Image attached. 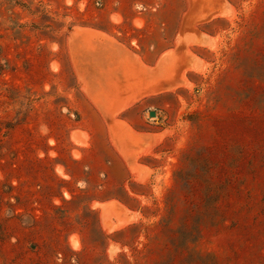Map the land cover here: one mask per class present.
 Segmentation results:
<instances>
[{
	"label": "rangeland",
	"instance_id": "obj_1",
	"mask_svg": "<svg viewBox=\"0 0 264 264\" xmlns=\"http://www.w3.org/2000/svg\"><path fill=\"white\" fill-rule=\"evenodd\" d=\"M106 1L0 0V264L16 242L27 246L34 224L43 227L42 181L48 168L59 171L50 161L68 149L64 139L86 143L77 129L105 121L138 176L146 170L137 146L162 141L160 154L144 159L154 173L134 187L149 200L113 237V264H264V0H112L122 15L111 19ZM87 26L111 30L146 62L176 51L184 67L172 76L181 84L129 97L135 77L126 92L118 67L107 66L114 83L98 93L101 117L72 48ZM122 120L164 129L143 137ZM70 242L78 246L77 236Z\"/></svg>",
	"mask_w": 264,
	"mask_h": 264
},
{
	"label": "crops",
	"instance_id": "obj_2",
	"mask_svg": "<svg viewBox=\"0 0 264 264\" xmlns=\"http://www.w3.org/2000/svg\"><path fill=\"white\" fill-rule=\"evenodd\" d=\"M97 1L99 0H95V3ZM106 2L105 8L108 9L105 11L110 19L111 13L114 11L116 12L114 14L122 15L121 11L112 10L115 1L107 0ZM102 11L104 12L103 8L98 9V14ZM86 28H92L110 36L113 35L111 30H106L100 26H87ZM93 34L97 33L94 32ZM121 43L139 56L147 65L153 66L160 59L158 56L152 62H146L134 48L127 43ZM188 49L195 54L190 47ZM118 62H113L108 58L107 66L111 67ZM191 72L193 71L185 73L186 79H188L187 74ZM110 75L106 71L102 75L99 73L89 78L91 86H93L90 91L91 96L101 97L98 93L105 92L103 87L109 90L113 88L111 83L114 81ZM132 78L131 81L129 80L131 83H127L128 79L126 78V84L122 86L123 90L126 91L125 87L134 86L135 82ZM119 80L117 76V81L119 82ZM171 90H160L152 94H164ZM113 92L114 90L109 93ZM101 98L104 104V98ZM126 100V105H128L132 99L127 98ZM136 102L127 106L119 114L130 110ZM89 103L101 117H103L104 111L107 112L105 104L103 111L90 99ZM127 122L129 125L125 123L136 134L143 137L155 135L164 129L162 127L161 129L153 128L142 131L137 130L131 123L132 121L127 120ZM77 130L80 132L78 139L86 140V143L73 142L69 137L64 139V145L68 149L60 153L58 148L56 153L59 161H50L53 167L55 164H59V171L55 173L53 169L48 168L46 177L43 178L41 197L45 202L46 210L45 213L43 212L45 215L42 220L43 227H38L37 224L31 227L33 233L31 239H26L27 246L24 249L18 247L21 241L16 242V250L7 253L9 256L7 258L8 264L11 263V258H14L13 264H113L114 261L109 260V247L114 245L113 237L139 221L137 212L139 215L142 214L141 207L149 199L140 193L134 185L149 184L154 168L144 159L160 154L158 147L162 141L157 143L158 140L152 138L151 143H149L150 146H147L146 143L137 146L138 154L135 155L137 164L146 170L145 175L138 176L131 164L132 158L130 157L132 155H130V151L123 153L120 145L112 139L106 121L102 127L95 123L81 126ZM85 134H88L87 138H85ZM133 198L138 200V204L133 205L131 203L129 199ZM54 199H57L58 203ZM106 204H117L129 214H121L119 208L108 209L105 207ZM87 213L94 215V217L87 216ZM35 217L37 218V216ZM72 235L77 236L78 246L71 244L70 237ZM102 236L104 237L103 244L101 243ZM30 242H34L36 245L31 247Z\"/></svg>",
	"mask_w": 264,
	"mask_h": 264
},
{
	"label": "water",
	"instance_id": "obj_3",
	"mask_svg": "<svg viewBox=\"0 0 264 264\" xmlns=\"http://www.w3.org/2000/svg\"><path fill=\"white\" fill-rule=\"evenodd\" d=\"M92 32L97 34H93ZM72 48L76 68L86 76V79L90 83L89 91L93 87L89 78L95 74L101 73L102 75L106 73L108 58L113 62H118L120 59L114 65L115 68L118 67V79H120L119 82L122 86L126 83L128 74L135 77L136 88L128 92L129 97H136L139 94L143 95L146 93L152 94L160 90H171L173 87L181 84V82L175 81L172 76L176 72L179 73L184 67L183 59L178 57L176 51H173L171 56L167 55V61L160 58L155 65H147L139 56L112 36L86 27L74 32ZM170 58L172 59L169 60ZM95 67L97 68L96 70L94 69ZM102 89L109 90L105 87ZM89 95L104 111L102 98ZM152 112L154 110H150L149 114L152 115ZM104 113L108 114L105 111ZM107 117L109 119L108 115Z\"/></svg>",
	"mask_w": 264,
	"mask_h": 264
},
{
	"label": "bare ground",
	"instance_id": "obj_4",
	"mask_svg": "<svg viewBox=\"0 0 264 264\" xmlns=\"http://www.w3.org/2000/svg\"><path fill=\"white\" fill-rule=\"evenodd\" d=\"M155 113L154 112H152V115H154Z\"/></svg>",
	"mask_w": 264,
	"mask_h": 264
}]
</instances>
